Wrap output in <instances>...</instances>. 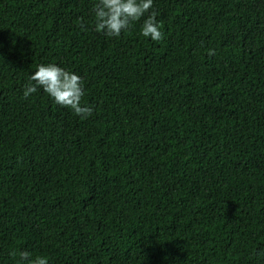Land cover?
<instances>
[{
	"label": "trees",
	"instance_id": "1",
	"mask_svg": "<svg viewBox=\"0 0 264 264\" xmlns=\"http://www.w3.org/2000/svg\"><path fill=\"white\" fill-rule=\"evenodd\" d=\"M94 3L0 0V264H264V0H153L159 42ZM49 63L91 116L23 96Z\"/></svg>",
	"mask_w": 264,
	"mask_h": 264
},
{
	"label": "clouds",
	"instance_id": "2",
	"mask_svg": "<svg viewBox=\"0 0 264 264\" xmlns=\"http://www.w3.org/2000/svg\"><path fill=\"white\" fill-rule=\"evenodd\" d=\"M152 7L153 0H96L92 6L93 20L90 25L94 31L107 37H119L148 13L143 19L139 34L159 42L163 39V33L160 23L156 20L157 13L150 12ZM78 25L82 31L89 30L82 19L78 21ZM208 54L214 55V50H209ZM39 89L47 93L54 103L69 108L81 118H87L93 113L91 106L81 105L84 95L81 77L56 64L38 65L35 72L29 76L23 96L27 98ZM16 264H48V259L43 256L33 257L29 251L24 250L19 253Z\"/></svg>",
	"mask_w": 264,
	"mask_h": 264
}]
</instances>
